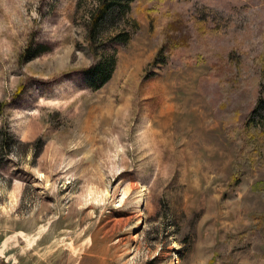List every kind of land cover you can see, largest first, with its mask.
Returning a JSON list of instances; mask_svg holds the SVG:
<instances>
[{
    "label": "rangeland",
    "instance_id": "rangeland-1",
    "mask_svg": "<svg viewBox=\"0 0 264 264\" xmlns=\"http://www.w3.org/2000/svg\"><path fill=\"white\" fill-rule=\"evenodd\" d=\"M94 4L0 0V264H264V0H134L97 89Z\"/></svg>",
    "mask_w": 264,
    "mask_h": 264
},
{
    "label": "trees",
    "instance_id": "trees-1",
    "mask_svg": "<svg viewBox=\"0 0 264 264\" xmlns=\"http://www.w3.org/2000/svg\"><path fill=\"white\" fill-rule=\"evenodd\" d=\"M134 0H95L94 6L88 13L86 22V41L88 50L93 56V62L83 68V74L88 84L97 89L107 83L111 77L112 70L115 66V56L107 54L105 48L111 42H117L121 45H127L135 32L140 28L138 20L132 12ZM36 47V46H35ZM32 40L26 46L21 54L22 60H29L43 52L39 46L36 51L31 53ZM264 109V99L259 101L251 108L245 118V122L250 124L252 116L259 120L264 116L261 111ZM261 122H263L261 120ZM13 140V145L21 143L15 139L6 128H0V150L4 154L10 151L8 140ZM44 145V140L38 138L36 141V156L40 153ZM9 149V150H8Z\"/></svg>",
    "mask_w": 264,
    "mask_h": 264
}]
</instances>
